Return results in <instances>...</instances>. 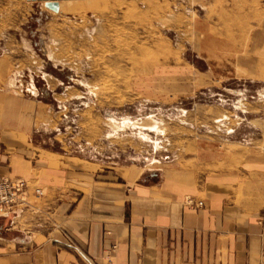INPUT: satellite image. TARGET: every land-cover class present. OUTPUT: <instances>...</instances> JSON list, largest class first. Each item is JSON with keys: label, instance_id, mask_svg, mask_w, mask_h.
Here are the masks:
<instances>
[{"label": "rangeland", "instance_id": "obj_1", "mask_svg": "<svg viewBox=\"0 0 264 264\" xmlns=\"http://www.w3.org/2000/svg\"><path fill=\"white\" fill-rule=\"evenodd\" d=\"M59 2L0 0V54L48 103L49 147L151 168L176 149L191 155L219 127L211 114L228 116L224 148L264 137V0ZM159 64L189 68L191 91L156 95Z\"/></svg>", "mask_w": 264, "mask_h": 264}, {"label": "crops", "instance_id": "obj_2", "mask_svg": "<svg viewBox=\"0 0 264 264\" xmlns=\"http://www.w3.org/2000/svg\"><path fill=\"white\" fill-rule=\"evenodd\" d=\"M16 63L0 54V176L27 181L28 206L12 223L0 218V264H88L79 252L92 264H264L261 134L224 148L228 116L211 114L220 128L155 167L71 154L49 147L48 103ZM159 67L156 95L191 91L189 68Z\"/></svg>", "mask_w": 264, "mask_h": 264}, {"label": "built area", "instance_id": "obj_3", "mask_svg": "<svg viewBox=\"0 0 264 264\" xmlns=\"http://www.w3.org/2000/svg\"><path fill=\"white\" fill-rule=\"evenodd\" d=\"M27 188L28 183L24 178L0 176V218L10 219L9 223H12L14 218L19 216L28 206ZM34 192L36 196L44 195L42 188L38 186L34 188ZM200 205L202 202H197L196 206ZM79 254L88 264H92L84 254L81 252Z\"/></svg>", "mask_w": 264, "mask_h": 264}, {"label": "water", "instance_id": "obj_4", "mask_svg": "<svg viewBox=\"0 0 264 264\" xmlns=\"http://www.w3.org/2000/svg\"><path fill=\"white\" fill-rule=\"evenodd\" d=\"M44 5L54 12L59 11V0H44Z\"/></svg>", "mask_w": 264, "mask_h": 264}, {"label": "bare ground", "instance_id": "obj_5", "mask_svg": "<svg viewBox=\"0 0 264 264\" xmlns=\"http://www.w3.org/2000/svg\"><path fill=\"white\" fill-rule=\"evenodd\" d=\"M60 3V2H59ZM234 5V4H233ZM224 18V17H223ZM100 86H102V85H100ZM127 120V119H126ZM129 124V123H128ZM118 125V124H117ZM121 126H124V125H121ZM155 129V128H154ZM156 131H158L157 129H156ZM140 133H142V132H140ZM143 134V133H142ZM145 135V134H144ZM145 137V136H144ZM146 138H148V136H146ZM141 139H142V137H141ZM144 139V138H143Z\"/></svg>", "mask_w": 264, "mask_h": 264}]
</instances>
